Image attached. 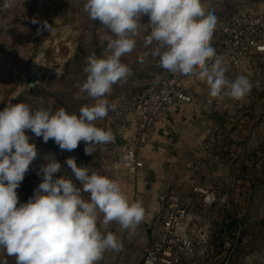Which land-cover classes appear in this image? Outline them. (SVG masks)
I'll use <instances>...</instances> for the list:
<instances>
[{
  "label": "clouds",
  "instance_id": "obj_1",
  "mask_svg": "<svg viewBox=\"0 0 264 264\" xmlns=\"http://www.w3.org/2000/svg\"><path fill=\"white\" fill-rule=\"evenodd\" d=\"M14 3L4 0L3 8ZM208 9V0H86L89 18L110 33L102 37L108 54L88 56L83 69L86 81L79 91L95 103L82 106L79 115L63 107L33 110L23 102H9L0 110V250L15 257V264H96L105 250L122 248L115 234L98 229V221L135 229L144 218L141 201H129L116 180L78 167L75 158L66 163L80 186L69 178H56L62 166L51 159L37 171L41 182L26 203H19L16 191L37 156L26 130L45 143L53 140L62 150H74L83 141L85 155L114 140L111 129L94 122L115 110L106 97L115 84L126 83L132 75L121 57L135 49L143 16L149 17L146 25L151 29L144 46L154 45L151 55L159 58L161 68L206 83L212 98L245 100L252 87L248 78L229 80L227 69L215 59L211 41L217 17ZM31 22L51 31L47 21L33 18Z\"/></svg>",
  "mask_w": 264,
  "mask_h": 264
},
{
  "label": "rangeland",
  "instance_id": "obj_2",
  "mask_svg": "<svg viewBox=\"0 0 264 264\" xmlns=\"http://www.w3.org/2000/svg\"><path fill=\"white\" fill-rule=\"evenodd\" d=\"M85 2L86 0H15L10 8L4 9V0H0V110L9 102H23L29 104L33 110L43 107L55 111L63 107L70 114L79 115L82 106L95 103L93 98L79 91L80 85L86 81L83 69L88 56L95 54L100 57L108 54L107 41L102 37L110 33L99 21L89 18L84 11ZM208 3V10L217 17L211 41L214 49L220 40L218 29L221 18L257 11L264 6V0H208ZM33 18L41 23L47 21L51 25V31L41 28V24L32 23ZM141 23L135 49L121 57V62L131 69L132 75L126 83L115 84L111 95L106 97L110 103L116 105L115 110L109 111L106 118L94 122L105 130L111 129L114 140L108 144L97 145L96 152L85 155L83 141L74 150H62L53 140L45 143L42 137H36L30 130H26L30 137L29 143L36 145L37 156L16 190L19 203H26L41 182L37 171L51 159L58 161L62 166L56 178H69L80 186L66 163L68 158H75L78 167H89L90 172L95 171L116 180L129 201L142 202L145 215L135 229H123L115 221L107 226H103L99 221L97 223L102 233L112 232L122 238L125 248L152 240V230L158 225V217L152 218L155 220L148 219L153 216L152 211L158 216L162 205L161 198L149 195L148 186L140 179L145 157L149 154L148 147L144 146L137 156L138 162L141 163L137 176H132L124 165L118 164L119 155L125 151L128 140L134 134V116L127 103L140 96L158 77L171 74L160 67L158 57L151 55L154 45L144 46V38L151 31L146 25L149 23V17L143 16ZM38 28H41L39 34ZM35 62L44 72L41 79L31 74ZM30 76L38 80L33 88H28L31 83ZM260 84L259 81L258 85L252 88L251 96H260ZM77 96L80 98L77 99ZM244 115L237 118L235 124L250 122L255 125L254 142L248 149L253 157L251 168L254 172H261L264 169V110H250L246 114L249 115L247 118ZM250 136L251 132L246 140ZM253 184L256 186V194L248 205L243 206V216L238 222L251 225L247 228L241 226L238 229V237L242 241L246 240L244 245L248 247L242 251V263L264 264V175ZM83 195L85 199L89 198L88 193ZM102 218L101 215L100 220ZM153 222L154 225L151 224ZM106 251L96 264H107L108 259L110 264H117L120 254L108 256ZM232 256L233 254H229L228 263ZM0 264H15V257H10L0 250Z\"/></svg>",
  "mask_w": 264,
  "mask_h": 264
},
{
  "label": "crops",
  "instance_id": "obj_3",
  "mask_svg": "<svg viewBox=\"0 0 264 264\" xmlns=\"http://www.w3.org/2000/svg\"><path fill=\"white\" fill-rule=\"evenodd\" d=\"M246 77L249 81L257 79L261 82L260 96L254 94L243 101L229 97L212 98L205 85H202L194 94L193 107L185 108L181 114L171 110L174 127L179 132L177 135H167L159 129L148 131L145 148L148 147L149 154L145 157L143 173L140 175L144 185L148 186V194L159 199L170 192L190 196L192 204L203 210L202 215L209 228L211 252L198 258L195 264H227L229 254L233 256L228 264H243L242 251L248 248L244 245L246 240L242 241L238 237V229L241 226L247 228L251 223L238 222L243 216V206L248 205L256 194L254 181L260 180L264 175V169L254 172L251 168L253 157L248 148L254 142L255 125L250 122L241 125L225 124L221 139L213 148L211 162L200 159L197 172H192L189 167L194 149L187 145L183 135L188 122L198 126L200 119H210L214 123V129H217L220 123L223 124L231 117L230 113L234 108H240L237 115L243 116L245 113V118L249 117L246 114L250 110H264V57ZM226 78L236 79L229 75ZM206 99L216 101L217 108L213 104H207ZM241 103L242 106L239 107ZM237 115L233 118L237 119ZM249 132L251 136L246 140ZM210 194L215 200L205 205L203 199ZM152 215L149 221L158 217L153 211ZM147 224L150 225L148 222ZM117 238L122 245L121 250L108 249L107 255L120 254L117 264H141L142 251L151 241L146 240L125 248L123 239ZM107 261L110 264L109 259Z\"/></svg>",
  "mask_w": 264,
  "mask_h": 264
},
{
  "label": "built area",
  "instance_id": "obj_4",
  "mask_svg": "<svg viewBox=\"0 0 264 264\" xmlns=\"http://www.w3.org/2000/svg\"><path fill=\"white\" fill-rule=\"evenodd\" d=\"M218 30L220 40L215 48V59H219L227 69L225 76L246 77L264 57V6L257 11L221 18ZM212 63L213 60L208 61L209 66ZM30 81L28 88L38 83L33 76H30ZM250 83L252 91L258 85V80ZM202 85L209 91L206 83L195 77L171 73L158 77L140 96L131 99L127 104L134 116V134L128 140L125 151L119 155L118 164L124 165L132 176H137L141 166L137 156L148 141V131L159 129L167 135H177L179 132L174 127L171 110L181 114L185 108L193 107L194 94ZM251 91L245 100L251 97ZM205 102L213 104L215 108L218 106L211 99ZM239 109L234 108L231 117L220 123L217 129H214L210 119H200L198 126L189 122L186 124L184 139L194 149L189 160L192 172L199 170L200 159L211 162L213 148L221 139L224 125L236 122L233 116L237 115ZM214 200L211 194L203 199L205 205ZM161 201L158 225L152 230L150 244L143 250L141 264H195L198 258L211 252L209 228L202 215L203 210L192 204L190 196L175 192L168 193Z\"/></svg>",
  "mask_w": 264,
  "mask_h": 264
},
{
  "label": "bare ground",
  "instance_id": "obj_5",
  "mask_svg": "<svg viewBox=\"0 0 264 264\" xmlns=\"http://www.w3.org/2000/svg\"><path fill=\"white\" fill-rule=\"evenodd\" d=\"M31 74L35 77V78H43L44 76V72L39 68L38 63H33L32 68H31Z\"/></svg>",
  "mask_w": 264,
  "mask_h": 264
}]
</instances>
